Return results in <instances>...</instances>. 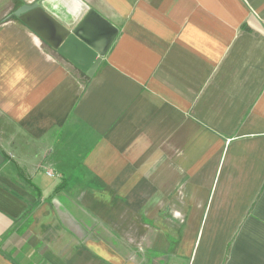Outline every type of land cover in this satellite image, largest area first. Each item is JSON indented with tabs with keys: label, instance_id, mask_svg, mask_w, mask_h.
<instances>
[{
	"label": "crops",
	"instance_id": "0c3cea01",
	"mask_svg": "<svg viewBox=\"0 0 264 264\" xmlns=\"http://www.w3.org/2000/svg\"><path fill=\"white\" fill-rule=\"evenodd\" d=\"M31 4L117 29L91 77ZM0 155V264H264V0H0Z\"/></svg>",
	"mask_w": 264,
	"mask_h": 264
},
{
	"label": "water",
	"instance_id": "95a60500",
	"mask_svg": "<svg viewBox=\"0 0 264 264\" xmlns=\"http://www.w3.org/2000/svg\"><path fill=\"white\" fill-rule=\"evenodd\" d=\"M15 16L88 77L94 74L117 35L114 26L91 10L73 29L60 24L37 4L21 6ZM91 24L96 32H87V27ZM2 163L0 155V165Z\"/></svg>",
	"mask_w": 264,
	"mask_h": 264
},
{
	"label": "rangeland",
	"instance_id": "374dc122",
	"mask_svg": "<svg viewBox=\"0 0 264 264\" xmlns=\"http://www.w3.org/2000/svg\"><path fill=\"white\" fill-rule=\"evenodd\" d=\"M56 52V51H55ZM60 55V54H59ZM77 69V68H76ZM78 70V69H77ZM78 73H82L80 70L79 71H77ZM15 133H10L9 132V134H7L6 136H9V137H11V136H13Z\"/></svg>",
	"mask_w": 264,
	"mask_h": 264
},
{
	"label": "built area",
	"instance_id": "2783aa9c",
	"mask_svg": "<svg viewBox=\"0 0 264 264\" xmlns=\"http://www.w3.org/2000/svg\"><path fill=\"white\" fill-rule=\"evenodd\" d=\"M49 174V173H48ZM49 175H51V174H49Z\"/></svg>",
	"mask_w": 264,
	"mask_h": 264
}]
</instances>
